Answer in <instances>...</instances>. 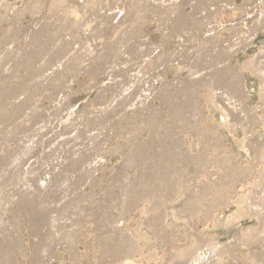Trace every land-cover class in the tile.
<instances>
[{
	"label": "rangeland",
	"instance_id": "1",
	"mask_svg": "<svg viewBox=\"0 0 264 264\" xmlns=\"http://www.w3.org/2000/svg\"><path fill=\"white\" fill-rule=\"evenodd\" d=\"M262 10L0 0V264H264Z\"/></svg>",
	"mask_w": 264,
	"mask_h": 264
},
{
	"label": "bare ground",
	"instance_id": "2",
	"mask_svg": "<svg viewBox=\"0 0 264 264\" xmlns=\"http://www.w3.org/2000/svg\"><path fill=\"white\" fill-rule=\"evenodd\" d=\"M70 1V0H69ZM76 1H78V0H76ZM74 5H75V3H73ZM77 5H79L78 3H77ZM70 8V7H69ZM74 10V9H73ZM264 10H262V12H263ZM75 11H73V13H74ZM262 12L260 11V14L258 13L255 17H254V19H252V20H250V21H248V22H253L254 21V23H255V21H258L259 22V20H260V15L262 14ZM124 15V14H123ZM114 19V18H113ZM112 20V19H111ZM120 20H121V18H120ZM253 23V24H254ZM108 23H107V21H106V25H107ZM112 24H114V23H112ZM103 25V24H102ZM105 25V24H104ZM103 25V26H104ZM112 26V25H111ZM114 26V25H113ZM116 26V25H115ZM256 26H257V24H256ZM107 27V26H106ZM109 27H110V23H109ZM104 28H105V26H104ZM103 28V29H104ZM117 29V28H116ZM115 29V30H116ZM114 30V31H115ZM107 30H105V32H106ZM108 32V31H107ZM106 32V33H107ZM111 32V31H110ZM109 32V33H110ZM245 145L248 147V149H249V151L253 154L254 153V150H253V147L250 145V143H249V140H247V142L245 143ZM257 195V193L256 192H254L253 193V196H254V198L255 197H257L256 196ZM257 199V198H256ZM261 199V198H260ZM247 207V206H246ZM247 208H249V205H248V207ZM251 208V207H250ZM254 209V208H253ZM252 213H254L259 219H260V221L263 223L264 222V215H261L260 214V211L259 210H257V211H251Z\"/></svg>",
	"mask_w": 264,
	"mask_h": 264
}]
</instances>
